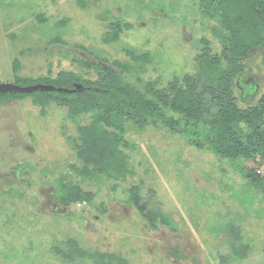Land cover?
Returning a JSON list of instances; mask_svg holds the SVG:
<instances>
[{
  "label": "rangeland",
  "instance_id": "374dc122",
  "mask_svg": "<svg viewBox=\"0 0 264 264\" xmlns=\"http://www.w3.org/2000/svg\"><path fill=\"white\" fill-rule=\"evenodd\" d=\"M205 8L203 0H0V82L98 83L105 62L138 89L153 82L169 94L196 71L205 45L218 55L228 46ZM241 62L232 88L247 108L264 96V46ZM42 91L0 103V264H264V190L251 185L264 179V152L218 157L206 146L208 124H186L157 100L180 126L131 122L121 131L123 170L83 169L82 127L95 114L74 115ZM202 96L210 105L209 91ZM73 184L90 199L66 206ZM146 210L162 217L152 224ZM68 240L93 256L64 258L56 249L71 251Z\"/></svg>",
  "mask_w": 264,
  "mask_h": 264
},
{
  "label": "trees",
  "instance_id": "16d2710c",
  "mask_svg": "<svg viewBox=\"0 0 264 264\" xmlns=\"http://www.w3.org/2000/svg\"><path fill=\"white\" fill-rule=\"evenodd\" d=\"M203 1L205 9L212 10L214 16L220 18L221 25L215 26L214 30L217 32L223 27L219 30L220 36L228 46L222 55H218L211 53L210 47L205 45L202 53L196 57V71L186 73L182 83L177 79L170 83L173 91L169 94L164 90L156 91L153 82L147 83L145 90L142 91L123 80L114 67H118V64L108 65L105 62L98 63L105 72L98 83L76 81L82 86L75 89L78 83L72 84L69 81L68 85H54L62 88L60 90L39 93L47 98L46 101L39 98L40 100L47 102L52 99L61 105H67L74 115L84 112L95 114L91 128L82 127L81 139L84 145L80 147V154L85 157L84 161L87 164L82 167L83 169L92 164V167L97 169L123 170L125 159L119 148L122 140L121 131L131 122L140 125L149 118H160L172 127L180 126V116L175 118L167 115L157 100L165 105L170 103L171 109L183 115L180 120H184L186 124L189 122L193 123L192 125L208 124L212 137H206V146L218 157L233 160L242 157L250 159L264 152V96L259 104L241 108L233 95L232 88L236 76L244 70V64L241 62L243 57L255 47L264 46V0ZM116 37L114 33L107 38V41L116 40ZM223 60L226 65H223ZM205 90L211 95L210 105L205 103L202 96ZM18 94L19 92L1 94L0 103L12 97H21V93L20 96ZM26 94L28 93L24 92L23 95L28 96ZM216 99L218 111L209 118ZM86 171L80 170V174L97 176L94 173L96 169L91 172ZM257 177L256 181L251 179V185L264 190V179ZM89 199V194L83 192L82 187L73 184L63 193L62 202L68 206L69 203ZM143 216L155 224L158 217H162V212L146 210ZM68 245L71 246V251L60 248L56 250L70 261L76 256L84 260L94 254H86L88 251L75 240H68ZM246 250H249L247 246L242 247L238 257H243ZM95 255L106 257L104 253Z\"/></svg>",
  "mask_w": 264,
  "mask_h": 264
},
{
  "label": "water",
  "instance_id": "95a60500",
  "mask_svg": "<svg viewBox=\"0 0 264 264\" xmlns=\"http://www.w3.org/2000/svg\"><path fill=\"white\" fill-rule=\"evenodd\" d=\"M82 85L77 84L75 86L76 88H80ZM55 89H62V88H57L54 85H49V84H43V83H37L34 85H27V86H21L17 85L14 83H6V82H0V93H13V92H32L34 90H45V91H50V90H55ZM73 89V90H75ZM67 90V89H65Z\"/></svg>",
  "mask_w": 264,
  "mask_h": 264
}]
</instances>
